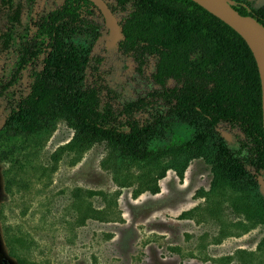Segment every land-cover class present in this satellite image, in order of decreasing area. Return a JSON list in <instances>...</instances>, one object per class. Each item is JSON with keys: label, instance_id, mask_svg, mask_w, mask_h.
<instances>
[{"label": "trees", "instance_id": "1", "mask_svg": "<svg viewBox=\"0 0 264 264\" xmlns=\"http://www.w3.org/2000/svg\"><path fill=\"white\" fill-rule=\"evenodd\" d=\"M24 1V30L12 32L11 26L22 23V8L7 0L10 27L0 31L2 48L10 50L7 59H0V96L24 70L28 78V90L0 123V132L17 140L19 152L40 146L64 119L73 129L64 146L83 151L105 144L104 164L120 186L137 182L134 197L158 193L167 169L175 168L182 178L191 159L203 158L213 172L207 195L215 210L228 203L237 212L246 211L251 223H264V198L258 191V183H264L260 76L240 34L193 0H106L114 14L127 12L118 21L122 36L117 50L140 61L154 59L150 78L160 86L120 104L100 54L70 41L72 30L86 24L96 6L89 0H63L36 18L37 0ZM232 6L264 26V3L256 8L233 0ZM157 99L164 101L165 112L151 120L142 117ZM177 125L190 130L186 140H172ZM221 125L243 136L245 156L228 147Z\"/></svg>", "mask_w": 264, "mask_h": 264}, {"label": "rangeland", "instance_id": "2", "mask_svg": "<svg viewBox=\"0 0 264 264\" xmlns=\"http://www.w3.org/2000/svg\"><path fill=\"white\" fill-rule=\"evenodd\" d=\"M62 1L37 0L36 18ZM246 1L256 8L264 3ZM17 2L22 23L11 26L15 35L25 28V1L13 0ZM11 13L7 0H0V31L10 27ZM115 15L119 21L127 12ZM108 39L103 16L94 10L86 24L72 30L70 41L100 54L120 104L160 90L150 78L154 59L124 55L116 44L106 47ZM3 51L0 59H7L10 50L0 40ZM27 90L24 70L0 96V123ZM165 110L164 101L157 99L142 117L151 120ZM174 130L172 140L183 141L191 134L181 125ZM220 132L236 155L247 154L236 128L221 125ZM72 138L73 129L62 119L28 153L29 148L19 152L17 140L0 132V264H264V223H251L246 211L237 212L228 203L215 210L207 195L213 172L203 158L191 159L182 178L175 168L167 169L158 193L144 191L134 197L137 182L120 186L104 164L109 151L105 144L83 151L65 147ZM248 168L253 172V166ZM258 191L264 198L262 180Z\"/></svg>", "mask_w": 264, "mask_h": 264}, {"label": "water", "instance_id": "3", "mask_svg": "<svg viewBox=\"0 0 264 264\" xmlns=\"http://www.w3.org/2000/svg\"><path fill=\"white\" fill-rule=\"evenodd\" d=\"M102 14L110 39L109 47L121 38V28L116 15L106 0H89ZM233 28L248 44L257 64L261 84L262 125L264 131V26L252 15H242L233 6V0H193Z\"/></svg>", "mask_w": 264, "mask_h": 264}]
</instances>
